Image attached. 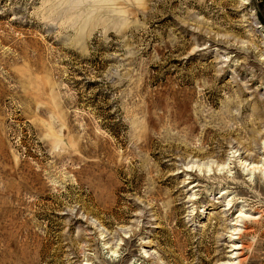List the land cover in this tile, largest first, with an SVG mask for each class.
Masks as SVG:
<instances>
[{"label":"rangeland","instance_id":"374dc122","mask_svg":"<svg viewBox=\"0 0 264 264\" xmlns=\"http://www.w3.org/2000/svg\"><path fill=\"white\" fill-rule=\"evenodd\" d=\"M263 141L264 0H0V264H264Z\"/></svg>","mask_w":264,"mask_h":264},{"label":"bare ground","instance_id":"6f19581e","mask_svg":"<svg viewBox=\"0 0 264 264\" xmlns=\"http://www.w3.org/2000/svg\"><path fill=\"white\" fill-rule=\"evenodd\" d=\"M263 149H264V141H263ZM231 158H234L233 153H231ZM263 157L261 160L257 163H247L239 161V166L242 168V170L249 175L250 178H252L254 175L259 176L263 182H264V150L262 151ZM235 159V158H234ZM228 163L220 166H216L215 170L219 173L222 171H228ZM203 167V166H202ZM196 170L198 169V172H206L208 174H211L213 171V168L211 166H205L204 170H201L200 167H195ZM190 169V168H189ZM249 178V179H250ZM221 194L220 198L223 197L226 193L223 191L218 193ZM230 201L227 203V210L229 211ZM238 215L234 220V223L231 225L230 229V236L229 241L231 243L230 245V257L227 263L225 264H243L245 260L242 258V251L245 248L244 245L241 243V236L245 233H247V226L246 223L248 221H254L258 217L249 209H246L244 205L240 206L237 211Z\"/></svg>","mask_w":264,"mask_h":264}]
</instances>
